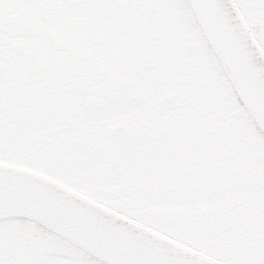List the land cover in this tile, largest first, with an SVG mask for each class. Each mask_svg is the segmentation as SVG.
I'll use <instances>...</instances> for the list:
<instances>
[{
	"label": "flooded vegetation",
	"instance_id": "obj_1",
	"mask_svg": "<svg viewBox=\"0 0 264 264\" xmlns=\"http://www.w3.org/2000/svg\"><path fill=\"white\" fill-rule=\"evenodd\" d=\"M236 1L264 47V0ZM0 162L264 264V136L188 0H0ZM0 264L103 263L9 219Z\"/></svg>",
	"mask_w": 264,
	"mask_h": 264
},
{
	"label": "water",
	"instance_id": "obj_2",
	"mask_svg": "<svg viewBox=\"0 0 264 264\" xmlns=\"http://www.w3.org/2000/svg\"><path fill=\"white\" fill-rule=\"evenodd\" d=\"M239 98L264 133V49L235 0H189ZM41 224L106 264H229L32 169L0 162V220Z\"/></svg>",
	"mask_w": 264,
	"mask_h": 264
},
{
	"label": "rangeland",
	"instance_id": "obj_3",
	"mask_svg": "<svg viewBox=\"0 0 264 264\" xmlns=\"http://www.w3.org/2000/svg\"><path fill=\"white\" fill-rule=\"evenodd\" d=\"M261 158H263V157H261ZM260 160V163H262V159H259ZM259 162L257 161V164H258Z\"/></svg>",
	"mask_w": 264,
	"mask_h": 264
}]
</instances>
